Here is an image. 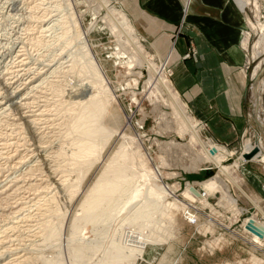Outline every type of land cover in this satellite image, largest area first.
Listing matches in <instances>:
<instances>
[{
    "label": "rangeland",
    "instance_id": "374dc122",
    "mask_svg": "<svg viewBox=\"0 0 264 264\" xmlns=\"http://www.w3.org/2000/svg\"><path fill=\"white\" fill-rule=\"evenodd\" d=\"M107 1L119 18L132 21L140 45L163 66L204 140L230 152L232 175L264 208V0L256 1L259 7L255 0H229L238 18L248 82L243 129L230 144L212 138L207 122L200 124L174 86L173 68L156 54L121 0ZM98 9L91 0H0V73L19 92L10 97L12 90L0 80V264H264V229L252 224L254 206L242 199L231 204L207 182L217 169L199 167L200 146L187 134L179 137L180 122L165 102L159 109L163 99L156 88L157 97H148V75L131 62L106 12ZM90 80L101 83L99 96L111 110L105 106L99 124L106 149L84 163L71 156L83 135L68 133L79 114L77 109L76 116L71 113L76 99L70 91ZM21 99L28 102L24 111L36 120L41 135L34 136L23 110L14 107ZM112 111L115 119L109 122ZM248 142L261 146L249 161L243 157ZM126 149L134 154L122 157ZM112 154L123 163L117 176L112 168L107 171ZM84 168L86 177L72 181ZM102 171L108 175L97 178ZM63 178L64 185L59 184ZM108 180L118 186L111 188ZM188 183L207 192L209 204L197 202L191 191L185 197ZM69 187L76 190L72 200ZM88 190L99 192L101 208L79 207Z\"/></svg>",
    "mask_w": 264,
    "mask_h": 264
},
{
    "label": "crops",
    "instance_id": "0c3cea01",
    "mask_svg": "<svg viewBox=\"0 0 264 264\" xmlns=\"http://www.w3.org/2000/svg\"><path fill=\"white\" fill-rule=\"evenodd\" d=\"M153 50L173 68V83L200 124L230 144L243 129L248 82L239 26L229 0H121Z\"/></svg>",
    "mask_w": 264,
    "mask_h": 264
},
{
    "label": "bare ground",
    "instance_id": "6f19581e",
    "mask_svg": "<svg viewBox=\"0 0 264 264\" xmlns=\"http://www.w3.org/2000/svg\"><path fill=\"white\" fill-rule=\"evenodd\" d=\"M91 1L93 2V4L95 3V5L97 6V8H99L98 11H103L104 10L106 12L107 18L109 19V21H110V23H111L114 31L119 36V41L118 42H121L122 44H124L126 46V47L125 46L124 47L125 48H128L126 50H129L128 53H131V56H130L131 62L134 63V64H136L139 67L138 69H140V73H146L148 75V81H147V86H148L147 89H149V92H148L149 93V96L148 97H150L152 94L157 97L156 93L153 90L154 88H156V90L158 91V93L161 95V97L163 99V101L162 100H160V101L158 100L157 105L159 106V109H161L160 108L161 105L163 106V102H165L168 105V107L172 109V112H171L172 115H174V117L176 119H178V121L180 122L179 124L181 125V127H182L183 130H181V131L178 132L180 134L179 137L182 136L181 138H183L187 134V135L190 136V141L191 142H193L194 144H198L200 146V152H197V154L199 156H201L200 159H202V164L199 167H204L203 165L206 166L207 164H210V166H207V168H206L207 170H209V171L212 170L214 172L217 169L216 175L213 176V177H211V178H208L207 182H209L210 184H213L214 183L216 189H218L220 191H223L224 194H225V196L227 197V199L230 201L231 204H234L235 205V204L238 203V201H240L242 199V201L244 200L245 203H248V204L254 206L255 216H253L254 217V220H252L254 223H252V222L251 223L252 224H260V225H262V227L264 229V208L261 206V204L259 203V201H256L253 197H251L246 192V190L243 189V187L240 184V182L237 181L235 179V177L232 175V173L230 171L232 165H230V164L227 163V161H228L227 156L230 154V152L224 146H221V145H219L217 143H207L204 140V138H203V136L201 134V128H198L197 125L195 124V122L192 121V119L189 116V113L181 105V103H180L179 99L177 98L175 92L172 90V88L170 86V83L168 82L169 80L165 77V70H164L163 66L161 64H159L160 66L157 65L154 57H152V55L148 54L145 51V49L140 45V41H139L140 39L138 38L137 33L135 32V30H133L130 27L132 25V23H131L132 21H130V19H129V21H126L125 19L122 20L121 18H119L117 16L115 10H114L115 8L114 9L113 8H110V5H108V1L107 0H91ZM256 1L257 0H255L254 3H255L256 6H258V4H257ZM260 29H262L261 31H262V38H263L264 37V23H261ZM262 38L259 41H257V43H256V46L257 47L260 44H262L261 43ZM247 40H248V37H246V39L244 41V44L245 45L247 44ZM256 52H257V55L259 57L262 56V53L260 51H256ZM260 64H259V66H260ZM45 71H47V70H45ZM255 72H257V71H255ZM140 73H139V76H140ZM255 74H253V75L255 76ZM21 77H22V75H21ZM0 80L2 81L5 89L12 90L10 92V97H13L15 94H18L19 93V92L17 93V90H14V87L12 86V82H10V80L8 79V77L6 78L2 73H0ZM29 80H31V79H29ZM26 82H28V81H26ZM32 82H33V80H32ZM24 84H26V83H24ZM100 84L101 83L99 81H96V80H90V81H86V82H83V83L81 82L80 84L75 85L76 87L79 86L78 88H75L73 91H70V94H72L71 96H73L76 99L75 100L73 98L75 100V101H73L75 103V105H74L75 107L73 106L71 108V110L73 111L71 113L74 114L73 117L76 116L77 113H79V114L76 116L77 118L74 117L73 119H71V120H74V121H72L71 125L69 126L71 132H68V133H75L76 132L78 134L80 133V135H83V138L81 137L82 139H79L78 143L75 142V145L77 146V148H76V150L74 149V151L71 153V156H72V159L73 160L74 159H81L82 162H84V163L85 162H88V161H90V160L87 161V159L89 157L91 158V156H93L95 154L96 155L97 154L99 155L100 152L103 153L102 150L106 146V145L104 146L103 143H102V140H100V138H102V136H104V133H103L104 128L101 127L99 124L102 123V120L104 118L103 117V112L105 111V108L108 107V106L106 105L107 103H105V105H104V102L102 101L101 97L99 96L100 95V93H99V85ZM263 84H264V82H263ZM19 87L21 88L20 85H19ZM160 95H159V97H160ZM258 96H259V94H258ZM156 101H157V99H156ZM159 102H161V103H159ZM112 104H113V106H112L113 108L112 109H115V107H116L115 103H112ZM13 105H14L15 108H17V110L18 109L20 111L23 110L22 111V114L23 115L21 114L22 117L28 123V127H30L31 131H33L34 136H38L40 133L38 134L37 131H38V129H40V127L39 128L37 127L36 120H34L33 118L30 119V116L29 115H31V114L28 115L26 113V111H24V108L28 105V102H26V101H24V100L21 99V100L15 101V103ZM109 107H111V104H110ZM109 107H108V110L110 111L111 109ZM75 109H77L79 112L77 110H76L77 113L74 112ZM113 111L111 112L112 116L111 115H108V120L107 121H109V122H111V121H113L115 119L114 118L115 114H114ZM156 111H157V109H156ZM256 117H257V115H256ZM261 143H263V142H261ZM255 147H259V150L253 156V158L258 155L261 146H253L250 142H248L245 145L244 149H243L244 150L243 157H244V155H245L246 152H248V153H249V151L252 152V150ZM126 150H125V152H123V155H122V153H119V152H117L116 155L117 156L122 155V157L123 156L129 157L131 154H134V150L133 149L129 150V152H128V150L126 152ZM130 151L132 153H130ZM118 153H119V155H118ZM200 153H201V155H200ZM112 156H113L112 157V160L110 159L109 162L106 161V163H109V165L107 164L108 165L107 171L110 170V168H112V171L117 176L120 173H122L123 170H124L123 165H122L123 163H121V162H115L114 161V154H112ZM260 156L262 157V160L264 161L263 154H261ZM73 157H75V158H73ZM69 160H71V158H69ZM246 160H248V159H246ZM76 161L78 162V160H76ZM203 163H205V164H203ZM82 164L83 163H81V165ZM239 165L240 164L238 162H234V164H233L234 167H238ZM86 166H84V167H86ZM89 169H90V167H89ZM79 170H82L83 171V169H79ZM84 170H85V168H84ZM76 171H78V169ZM82 171L80 172V176L78 175L79 177L76 176L77 177L76 179H73L74 177L72 179L71 178L70 179L72 181H76V182L77 181H79V182L82 181L81 178H83L84 176L86 177V173H87L88 169L83 172V173H85V175H83V176L81 175ZM57 173H58V171H57ZM102 173H103V171H102ZM71 175H72V173H71ZM107 175L108 174L106 172V173H103L101 176H99L97 178H105ZM23 181H25V180H23ZM58 181L60 182L59 184L64 185V182H65L64 178L62 180H58ZM111 181L112 180H108L107 181L108 184ZM68 182H69V180H68ZM109 186H111V185H109ZM116 186H118L117 182H113L111 188L114 189ZM70 187H73V185L70 184ZM70 187H69V189L67 188L69 191H67V189H66V192H69L68 193L69 198L72 200V196L74 195V192L76 190H74V189L72 190ZM229 189L234 192V195H235L234 198L229 194V192H228ZM200 190L201 189L198 190V188H196L195 185H191L190 183H188L187 184V191H186V194L184 196L186 197V195L191 191V192H193V193L196 194L195 196H196L197 202L208 203V201H209L207 199L208 193L207 192H203V191L200 192ZM238 192L240 194H242V195H239ZM98 193H99L98 191L88 190V192L84 194V198L80 202L79 207L82 208L83 211H86V208H88L89 206L91 208H98V209L101 208L100 206L104 203V201L101 200V199H96ZM88 201H90V202H88ZM80 214H83L84 215L85 213H80ZM246 231H248V230H246ZM254 238L257 239V240H260L261 239L258 235H255ZM119 262H120V264H124V262H122V261H119ZM114 264H116V263H114Z\"/></svg>",
    "mask_w": 264,
    "mask_h": 264
},
{
    "label": "water",
    "instance_id": "95a60500",
    "mask_svg": "<svg viewBox=\"0 0 264 264\" xmlns=\"http://www.w3.org/2000/svg\"><path fill=\"white\" fill-rule=\"evenodd\" d=\"M259 150V147H255L252 152H249V153H245L244 157L248 160H251L253 158V156L258 152ZM251 228V227H249ZM253 229V228H252Z\"/></svg>",
    "mask_w": 264,
    "mask_h": 264
},
{
    "label": "built area",
    "instance_id": "2783aa9c",
    "mask_svg": "<svg viewBox=\"0 0 264 264\" xmlns=\"http://www.w3.org/2000/svg\"><path fill=\"white\" fill-rule=\"evenodd\" d=\"M263 188H264V185H263Z\"/></svg>",
    "mask_w": 264,
    "mask_h": 264
}]
</instances>
